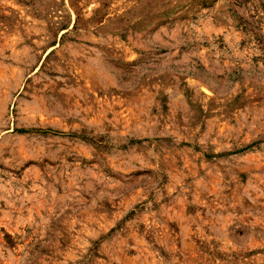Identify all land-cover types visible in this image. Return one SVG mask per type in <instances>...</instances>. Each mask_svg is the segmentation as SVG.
Listing matches in <instances>:
<instances>
[{
  "label": "rangeland",
  "instance_id": "374dc122",
  "mask_svg": "<svg viewBox=\"0 0 264 264\" xmlns=\"http://www.w3.org/2000/svg\"><path fill=\"white\" fill-rule=\"evenodd\" d=\"M0 264H264V0H0Z\"/></svg>",
  "mask_w": 264,
  "mask_h": 264
}]
</instances>
